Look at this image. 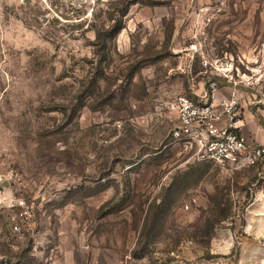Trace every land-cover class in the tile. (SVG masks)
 <instances>
[{
    "label": "rangeland",
    "instance_id": "1",
    "mask_svg": "<svg viewBox=\"0 0 264 264\" xmlns=\"http://www.w3.org/2000/svg\"><path fill=\"white\" fill-rule=\"evenodd\" d=\"M262 56L264 0H0V264H264V168L170 137Z\"/></svg>",
    "mask_w": 264,
    "mask_h": 264
},
{
    "label": "built area",
    "instance_id": "2",
    "mask_svg": "<svg viewBox=\"0 0 264 264\" xmlns=\"http://www.w3.org/2000/svg\"><path fill=\"white\" fill-rule=\"evenodd\" d=\"M262 59L260 67L255 60L254 69L242 58L236 64L227 57H204L202 64L210 66L214 74L207 75V87L170 103L175 115L172 143L190 152L189 159L233 170L264 167V144L249 141L243 133L244 107L264 105V56ZM213 77L222 78L223 83Z\"/></svg>",
    "mask_w": 264,
    "mask_h": 264
},
{
    "label": "crops",
    "instance_id": "3",
    "mask_svg": "<svg viewBox=\"0 0 264 264\" xmlns=\"http://www.w3.org/2000/svg\"><path fill=\"white\" fill-rule=\"evenodd\" d=\"M229 92V89H225ZM264 109L262 106H245L243 119V133L249 141L264 144ZM263 122H262V121Z\"/></svg>",
    "mask_w": 264,
    "mask_h": 264
},
{
    "label": "trees",
    "instance_id": "4",
    "mask_svg": "<svg viewBox=\"0 0 264 264\" xmlns=\"http://www.w3.org/2000/svg\"><path fill=\"white\" fill-rule=\"evenodd\" d=\"M213 79H216L217 81H219L220 83H223V80H222V78H220V77H213ZM262 121V120H261ZM263 122V121H262ZM263 167V166H262ZM262 167H260V168H262ZM264 168V167H263Z\"/></svg>",
    "mask_w": 264,
    "mask_h": 264
}]
</instances>
